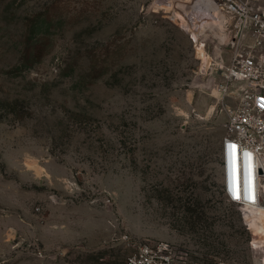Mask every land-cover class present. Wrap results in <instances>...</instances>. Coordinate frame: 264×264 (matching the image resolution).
Segmentation results:
<instances>
[{"label": "rangeland", "instance_id": "374dc122", "mask_svg": "<svg viewBox=\"0 0 264 264\" xmlns=\"http://www.w3.org/2000/svg\"><path fill=\"white\" fill-rule=\"evenodd\" d=\"M182 1L0 0V264L264 263V210L224 190L231 35Z\"/></svg>", "mask_w": 264, "mask_h": 264}, {"label": "built area", "instance_id": "2783aa9c", "mask_svg": "<svg viewBox=\"0 0 264 264\" xmlns=\"http://www.w3.org/2000/svg\"><path fill=\"white\" fill-rule=\"evenodd\" d=\"M200 1L202 5L192 4V9L177 12L175 18L187 23V18H193L203 25V18L212 15L221 22L220 29L231 35L227 60L221 56L216 62L222 75L219 91L229 95L235 87L237 92V106L229 113L222 141L224 190L233 202L256 205L248 189L255 192V169L264 176V0ZM183 3L179 0L176 6ZM241 157L244 198L239 183ZM258 189L262 190L260 182ZM133 247L126 264H194L184 248L168 241H144Z\"/></svg>", "mask_w": 264, "mask_h": 264}, {"label": "bare ground", "instance_id": "6f19581e", "mask_svg": "<svg viewBox=\"0 0 264 264\" xmlns=\"http://www.w3.org/2000/svg\"><path fill=\"white\" fill-rule=\"evenodd\" d=\"M206 18H208V17H206ZM206 18H204V19H206ZM211 19L215 20L216 18H214L211 15ZM259 182H260V185H261V183H262V175H258L256 173V169H255V192H253L252 187H250L248 189V195L250 196L251 199H253L255 197V199H253V200H255L257 204L256 205H246V206H252V207H256V208H261V209L264 210V198H263L262 190H260V192H259V189H258V183ZM239 183H240V194H241V197L244 198V195H243L244 189L242 187V157L240 158V164H239Z\"/></svg>", "mask_w": 264, "mask_h": 264}]
</instances>
